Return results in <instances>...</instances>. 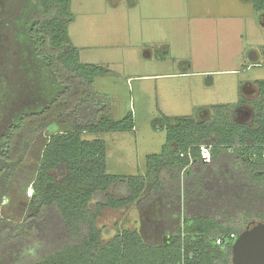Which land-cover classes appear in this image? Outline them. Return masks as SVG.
Here are the masks:
<instances>
[{
	"label": "trees",
	"instance_id": "1",
	"mask_svg": "<svg viewBox=\"0 0 264 264\" xmlns=\"http://www.w3.org/2000/svg\"><path fill=\"white\" fill-rule=\"evenodd\" d=\"M72 20V0L0 5V264H232L230 235L264 219V106L254 124L167 118L146 174L108 173L105 141L82 135L132 130L135 119L113 116L96 87L108 69L81 60ZM254 83L264 103V80ZM19 191L17 211L5 200ZM108 208L133 209L138 223L106 239Z\"/></svg>",
	"mask_w": 264,
	"mask_h": 264
},
{
	"label": "rangeland",
	"instance_id": "2",
	"mask_svg": "<svg viewBox=\"0 0 264 264\" xmlns=\"http://www.w3.org/2000/svg\"><path fill=\"white\" fill-rule=\"evenodd\" d=\"M72 13L69 34L81 60L108 69L96 78L98 91L111 97L116 119L129 112L135 119L132 130L83 133L105 141L108 173L146 174L147 155L167 141V118L255 123L264 106L254 83L264 80V12L253 0H72ZM224 104L231 107L217 108ZM30 162L34 169L36 159ZM22 172L30 173V165ZM23 198L19 191L5 203L18 211ZM134 213L104 210V237L117 224L136 225Z\"/></svg>",
	"mask_w": 264,
	"mask_h": 264
},
{
	"label": "water",
	"instance_id": "3",
	"mask_svg": "<svg viewBox=\"0 0 264 264\" xmlns=\"http://www.w3.org/2000/svg\"><path fill=\"white\" fill-rule=\"evenodd\" d=\"M232 264H264V219L253 220L232 244Z\"/></svg>",
	"mask_w": 264,
	"mask_h": 264
},
{
	"label": "built area",
	"instance_id": "4",
	"mask_svg": "<svg viewBox=\"0 0 264 264\" xmlns=\"http://www.w3.org/2000/svg\"><path fill=\"white\" fill-rule=\"evenodd\" d=\"M201 158L204 160V161H208L211 159V149H212V144L210 143H206V144H203L201 145ZM182 156H186L188 155L190 157V159H193L192 157V153L191 151H188V152H182L181 153ZM263 156H264V152H263ZM231 238H237V235L235 233H232L231 235ZM217 242L218 243H221V238H218L217 239Z\"/></svg>",
	"mask_w": 264,
	"mask_h": 264
},
{
	"label": "crops",
	"instance_id": "5",
	"mask_svg": "<svg viewBox=\"0 0 264 264\" xmlns=\"http://www.w3.org/2000/svg\"><path fill=\"white\" fill-rule=\"evenodd\" d=\"M258 61H254V62H252V63H257ZM251 84H253V83H251V82H249V84H247V86H251ZM247 88V87H246ZM244 97L246 98L247 97V92H246V95L244 94ZM135 211H133V213H134ZM125 213V212H124ZM127 213V212H126ZM137 212H135L134 213V215L136 214ZM137 215H138V217H140V215H139V213H137ZM138 217L136 218V219H138ZM128 218V215H126V216H124V222H126L127 219ZM126 220V221H125ZM137 224V223H136Z\"/></svg>",
	"mask_w": 264,
	"mask_h": 264
}]
</instances>
